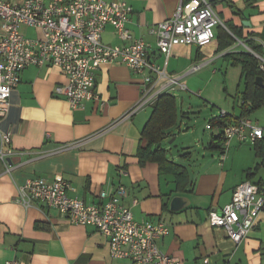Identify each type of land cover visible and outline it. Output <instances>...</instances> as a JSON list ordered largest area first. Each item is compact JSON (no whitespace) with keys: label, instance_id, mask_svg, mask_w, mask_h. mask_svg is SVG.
Listing matches in <instances>:
<instances>
[{"label":"crops","instance_id":"obj_1","mask_svg":"<svg viewBox=\"0 0 264 264\" xmlns=\"http://www.w3.org/2000/svg\"><path fill=\"white\" fill-rule=\"evenodd\" d=\"M124 1L132 9L126 24L128 32L133 38L141 37L148 45L150 60L163 66L149 29L170 18L181 0ZM205 1L222 22L242 26L245 39L261 43L258 37L264 36V0ZM229 5L241 16L233 15ZM102 42L108 46L123 43L110 26L102 32ZM230 50L240 51L236 43L226 51ZM226 51L217 53L215 39L202 46H176L166 71L182 74L194 63L207 62L203 69L222 59ZM141 81V76L121 62L102 64L95 71L97 98L89 97L82 108L71 109L64 97L55 93L57 86L66 83L60 69L30 66L20 73L19 84L9 96L7 115L0 119V136L10 139L3 151L12 152L6 163L0 161V264L13 259L19 264H130L127 259H112L108 240L92 227L68 224L57 211L40 202L24 208L16 201L17 187L28 179L52 181L56 176L67 183L69 197L86 204H97L101 191L112 193L117 186L124 187L127 196L122 203L136 221H161L169 226V235L158 246L178 258L180 264H200L203 258H208L209 264H264V209L239 244L229 240L223 229L207 222L208 212L228 204L238 184L264 183V167L252 144L249 151L241 148L246 142L230 141L222 165L220 148H216L223 145L221 140L215 146H210V140L204 148L207 152L196 157L183 154L189 162L192 185L187 193L177 194L173 177L159 174L156 163H138L137 151L147 145L141 131L151 106L129 118L126 113L140 98ZM232 115L238 117L239 112ZM214 128L218 133L211 134V138L221 132L220 127ZM80 142L75 148L58 150ZM7 166L12 167L10 173L6 172ZM175 197L183 198L184 205L170 211Z\"/></svg>","mask_w":264,"mask_h":264},{"label":"built area","instance_id":"obj_2","mask_svg":"<svg viewBox=\"0 0 264 264\" xmlns=\"http://www.w3.org/2000/svg\"><path fill=\"white\" fill-rule=\"evenodd\" d=\"M131 12L124 0H0V119L7 115L9 96L19 84L20 73L30 66L60 69L66 83L57 86L55 93L64 97L71 109H80L85 99L97 98L94 86L99 66L123 63L142 78L140 98L126 113V118L151 106L161 94L186 91L182 79L201 70L207 62L194 63L182 74L167 73L166 64L174 47L205 45L213 40L215 26L224 27L212 6L205 0H181L170 18L149 29L163 57V66L150 60L148 45L141 37L133 38L128 32L126 24ZM107 26L113 28L122 45L108 46L102 42V32ZM22 27L34 28L37 37H25ZM235 41L238 45L241 43L236 38ZM246 51L258 59L264 73V45L262 55L248 48ZM227 116V112L221 111L218 118ZM220 133L223 145L219 165L227 159L230 141L252 144L264 137V129L248 118L223 126ZM9 143L7 135L0 136L1 162L6 163L11 156L10 150L3 151ZM80 144L72 143L58 150ZM11 168L7 166L6 172L10 173ZM68 188L60 176L52 181L28 179L17 187L16 201L24 208L31 207L34 201L40 202L57 211L68 224L92 227L108 240L112 259H127L130 264H180L178 258L162 252L158 246L169 235V226L161 221H136L122 203L127 196L124 187L117 186L112 193L101 191L97 204L69 197ZM263 207L264 184L259 187L244 181L233 189L228 204L208 212L207 222L213 228L223 229L229 240L239 244L248 236ZM5 264L19 262L13 259ZM200 264H209L208 258H203Z\"/></svg>","mask_w":264,"mask_h":264},{"label":"trees","instance_id":"obj_3","mask_svg":"<svg viewBox=\"0 0 264 264\" xmlns=\"http://www.w3.org/2000/svg\"><path fill=\"white\" fill-rule=\"evenodd\" d=\"M229 7L233 10V15L241 16V14L235 10L234 6L229 5ZM223 25L224 27L217 25L214 28L213 39L217 42V53L228 50L236 43V38L240 41L243 40L245 47L253 53L258 55L263 54L264 36H257L263 44L261 45L252 38L245 39L242 36V26L238 28L231 22H223ZM221 58L228 66L240 68L239 82L240 84L242 82L243 90L240 92V104L238 105L239 116L234 117L233 115H229L224 119L218 117L213 118L208 122V128H222L228 124L235 123L241 118H248L252 112L264 107V88L257 86L255 81L257 77H261L264 81V73L260 69V62L258 59L247 51L242 50L238 52H227ZM184 115V113L179 115L176 98L172 94H161L151 105L150 117L141 131L142 140H145L147 145L145 148L140 147L136 155L139 165L142 166L148 162L156 163L159 174L172 176L177 194L188 192V187L192 185L190 175L185 166L169 158L167 150L161 147V143L172 136L171 130L177 125L178 118ZM211 140L210 146L214 144L217 145L220 143V140L223 141L221 133L216 138L212 137ZM252 146L255 155L261 160L260 165L264 167V137L252 143ZM221 147L222 146L216 148H220L221 150ZM263 184L264 183L258 184V186L262 187ZM165 208L166 206H164L163 209Z\"/></svg>","mask_w":264,"mask_h":264},{"label":"rangeland","instance_id":"obj_4","mask_svg":"<svg viewBox=\"0 0 264 264\" xmlns=\"http://www.w3.org/2000/svg\"><path fill=\"white\" fill-rule=\"evenodd\" d=\"M34 30L26 27L21 32L25 37L34 39L38 35ZM237 44L239 50L246 51L242 41ZM239 80V67L228 66L222 59H217L215 63L182 80L187 87L186 91H172L179 115H185L178 118L177 125L172 129V136L161 143V146L168 147L169 158L186 166L190 176L189 162L183 154L191 153L196 157L207 152L204 148L211 140V134L218 133V129L206 126L208 122L218 117L221 111L230 115L238 114L240 92L243 90V84ZM248 119L264 129V107L252 112ZM241 148L251 151V144H241Z\"/></svg>","mask_w":264,"mask_h":264},{"label":"water","instance_id":"obj_5","mask_svg":"<svg viewBox=\"0 0 264 264\" xmlns=\"http://www.w3.org/2000/svg\"><path fill=\"white\" fill-rule=\"evenodd\" d=\"M243 25L245 27H249L248 22L243 21ZM255 81H256L257 86L264 88V81L261 77H257ZM183 205H184L183 198L175 197L171 200L169 209H170V211H178L179 209H181L183 207Z\"/></svg>","mask_w":264,"mask_h":264}]
</instances>
